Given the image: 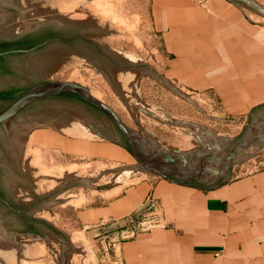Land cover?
<instances>
[{
    "label": "crops",
    "instance_id": "1",
    "mask_svg": "<svg viewBox=\"0 0 264 264\" xmlns=\"http://www.w3.org/2000/svg\"><path fill=\"white\" fill-rule=\"evenodd\" d=\"M252 1L264 10V0ZM246 11L226 0H152L153 30L159 34L164 52L174 56L173 62L163 75L133 61L136 69L122 71L138 70V80L148 74L181 99L186 97V88L211 89L234 115L261 106L251 114L249 127L264 125V117L258 115L264 110V24H252ZM249 12L254 19H264L257 11ZM125 59L123 65L129 61ZM41 128L50 134L37 133L32 146L39 150L113 167L106 173L119 166L120 177L141 172L135 158L109 137H77L61 127ZM138 135L140 150L158 159L155 163L167 165L174 180L190 182L192 189L150 173L133 182L116 178L110 184L98 185L105 187L99 191L106 196L77 213L75 220L83 228L123 220L148 202H154L163 215L161 228L120 242L115 252L109 248V264H264V166L232 179L227 169H203L195 161L198 157L193 152L197 149L186 152L173 147L185 155L184 164L172 148ZM193 137L201 141L198 134ZM260 139L255 144L262 147L264 140ZM167 158L172 161L164 162ZM214 169L216 174L209 173ZM79 173L77 169L68 172L42 195L52 193L70 178H88ZM57 197H52L53 203L58 202Z\"/></svg>",
    "mask_w": 264,
    "mask_h": 264
},
{
    "label": "rangeland",
    "instance_id": "2",
    "mask_svg": "<svg viewBox=\"0 0 264 264\" xmlns=\"http://www.w3.org/2000/svg\"><path fill=\"white\" fill-rule=\"evenodd\" d=\"M151 1L23 0L19 16L13 20L19 25H25L30 21L54 19L72 22L75 29L100 31L99 34L84 33V36L101 45L107 57L115 59L117 64H125L123 59L130 56V61L146 64L154 73L163 75L174 56L164 52L159 34L153 30ZM246 16L251 18L249 20L254 25L264 24V19H254L252 12L246 11ZM77 51L85 52L79 48ZM77 51L65 47L44 51L39 58L49 72L47 78L81 84L95 98L109 106L128 129L151 137L164 148L175 147L186 152L199 150L201 156L195 158V161L203 169L212 166L220 170L227 169V174L233 179L258 171L264 166V146L255 144V140L264 133V125L254 129L249 127L251 114L261 106L234 115L211 89L194 91L186 88L183 91L186 97L181 99L148 74L138 80V70L124 72L113 63L98 64L97 69L86 52L81 55ZM114 52L125 57H119ZM35 59L28 62L30 67ZM138 107L143 110H138ZM59 114L62 118V114H68L69 118L63 124L55 121L54 127L63 128L71 136L94 139L108 137L93 116L69 109H61ZM156 119H162L163 122ZM188 125H192L191 128ZM47 132L38 127L28 135L24 146L25 160L21 159L19 164L27 161L35 173L31 171L22 184H13L10 199L28 205L32 194H45L57 184L58 179L75 169L80 171L77 174L79 176L92 177V187L64 191L57 197L58 202L53 203L51 198L45 208L37 212L36 222L48 223L50 231L64 233L70 248H81V252L68 255L69 264H101L93 256L94 240L89 230H85L75 220L77 213L82 207L97 205L102 196H106L104 192L96 190L98 185L110 184L116 178L123 183L133 182L135 178L147 174L134 172L129 177L124 174L120 177L118 170L122 168L119 166L114 168V172L106 173L113 167L97 162L86 163L67 154L47 152L39 150L36 145L32 146L37 133L47 135ZM193 134H198L201 141L195 140ZM239 150L242 154L238 153ZM229 153L234 155L229 156ZM78 198H82V203L79 204ZM31 236L38 238L32 231L17 232V243L21 245L19 249L24 258L12 264H61L63 248H55V258L46 260L47 249L44 243Z\"/></svg>",
    "mask_w": 264,
    "mask_h": 264
},
{
    "label": "water",
    "instance_id": "3",
    "mask_svg": "<svg viewBox=\"0 0 264 264\" xmlns=\"http://www.w3.org/2000/svg\"><path fill=\"white\" fill-rule=\"evenodd\" d=\"M230 3H233L239 7H242L248 11H257L264 16V10L260 8L258 4H255L252 0H226ZM83 34H99L100 31L94 30H80L76 29ZM79 48L80 43L77 42ZM43 45V44H42ZM40 45V46H42ZM99 45V44H98ZM40 46H36L34 48L28 50H13L8 51L5 53H0V57L3 55L8 54H29L36 51L37 48ZM101 47V52L92 51H85L94 62L95 67L98 69V64H105V63H113L117 66L120 70H134L136 66L130 60L126 62V65L117 64L115 59L107 57L106 51L104 48ZM58 47L51 46L46 48L38 54L34 56H27V57H19L15 59L17 65L21 67V64L27 63L30 60H33L39 57L44 51H54ZM62 93H69L77 96L81 101L84 103L92 106L93 108L97 109L98 111L87 108L82 104H77V111L85 113L87 115L93 116L102 129V131L111 139L116 141V147L123 148L127 152H129L136 160L137 166L143 173H150L165 180H168L173 185L191 188L190 182L184 183V181H177L174 180L175 176H170L171 170L165 164L155 163L154 161H158V159L153 158V156H148L144 152L140 150V142L139 135L134 130L128 129L117 116V114L105 103L95 98L91 92L84 86L76 82L70 81H50L49 83L40 85L35 87L34 89L30 90L29 92L21 95L15 101L10 103L8 106L0 110V124L4 123L11 117H13L16 113H18L22 108L26 105L30 104L33 101L43 99L49 96L58 95ZM260 117H264V110L260 111L258 114ZM61 117V116H60ZM57 118V116H54ZM54 128V127H53ZM55 129V128H54ZM120 138H117L118 135ZM264 140V134L261 136L260 141ZM257 142V141H256ZM216 149L219 150V145L216 144ZM174 154H176L181 162L184 164L186 163L185 155L181 153L178 149L172 150ZM240 154L242 151L239 150ZM194 156L199 157V150L197 152H193ZM234 154L229 153V156ZM247 156V155H246ZM212 160V159H211ZM172 161L171 158H167L164 160ZM210 160H207L209 162ZM4 165L2 161L0 162V189L3 190L2 187L6 186L9 188L10 193H6V196L9 198V201L17 209L19 212L15 213L4 206L0 205V264H12L13 261L19 263V258H24L23 253L20 251L18 243H17V232L18 231H32L45 245L47 252H46V260L54 259L55 258V248H63L64 249V257L61 261V264H69V257L68 255L71 253H79L81 252L80 249H72L69 246V242L65 239L64 233L50 231L48 223H39L36 222L37 212L44 209L48 202L54 196L62 195V191L64 188H77V187H92V177L91 178H70L64 183H62L55 191L50 193L49 195H40L46 196L43 199H34L30 198L29 204H19L10 199L12 186L13 184L20 185L25 182V177L23 179H17L15 176L5 173ZM209 173L216 174L217 169L210 170ZM22 181V182H21ZM97 190H104L105 187L99 186L96 188ZM39 196V197H40ZM146 210V207H139L134 212H132L129 216L127 221H130L135 226L137 223L141 222V219H147L151 217L142 216L143 212ZM156 217L160 215H155ZM85 230H89L90 235L94 240L93 244V252L96 258L99 259L101 264H108L106 255L108 257V253L105 252V241L110 240L109 238H105L103 243L102 241L96 242L97 239L105 236L106 234H100L98 237H94L95 231L100 233L98 230H93L92 226H86ZM94 232V233H93ZM34 239L39 240L31 236ZM100 246V247H98ZM45 260V261H46Z\"/></svg>",
    "mask_w": 264,
    "mask_h": 264
},
{
    "label": "flooded vegetation",
    "instance_id": "4",
    "mask_svg": "<svg viewBox=\"0 0 264 264\" xmlns=\"http://www.w3.org/2000/svg\"><path fill=\"white\" fill-rule=\"evenodd\" d=\"M22 3L23 0H0V53L28 50L43 45L29 54H8L0 57V110L35 87L55 81L51 77L47 78L49 72L43 66L41 57H37L31 67L27 63L20 67L15 62L16 58L34 56L51 46L77 51V42L80 43L79 49L83 51L87 52L91 49L93 52H101V47L93 40L83 36L81 32L76 31L72 22L41 19L30 21L25 25L17 24L13 19L19 16V8ZM77 52L85 55V52ZM68 94L62 93L33 101L0 124V162L2 161L4 165L3 169L6 175L8 173L9 176L13 175L20 180L31 173L27 161L19 164L21 159L25 160L23 159L24 146L28 135L38 127L46 126L52 129L56 124L55 121L63 124L69 116L62 114L64 118L60 117L61 109L76 110L77 104H82L98 111ZM39 123L40 125H37ZM117 138L120 136L118 135ZM2 189V191L0 189V205L18 213L19 211L14 208L6 196V193H10L9 188L3 186ZM45 197H39L36 193L32 194L34 199Z\"/></svg>",
    "mask_w": 264,
    "mask_h": 264
},
{
    "label": "built area",
    "instance_id": "5",
    "mask_svg": "<svg viewBox=\"0 0 264 264\" xmlns=\"http://www.w3.org/2000/svg\"><path fill=\"white\" fill-rule=\"evenodd\" d=\"M146 207V210L143 212V217L151 215L147 219H141L140 223H137L135 226L130 221H127L128 216L120 221L113 222L112 224L103 223L99 227L92 226V229L98 230L100 233L95 231L94 237H98L100 234H106L105 236L96 240V242L104 241L105 238H109L110 240H106L105 243V252L108 253L107 262L109 264V248L116 251L120 242L132 239L136 234L148 232L149 230L161 228L163 226V215L160 210L157 208L154 202H148L142 204L140 207ZM155 215H160L155 216ZM94 233V232H93ZM100 247V246H98Z\"/></svg>",
    "mask_w": 264,
    "mask_h": 264
},
{
    "label": "bare ground",
    "instance_id": "6",
    "mask_svg": "<svg viewBox=\"0 0 264 264\" xmlns=\"http://www.w3.org/2000/svg\"><path fill=\"white\" fill-rule=\"evenodd\" d=\"M115 53V52H114ZM116 54V53H115ZM116 55H118V54H116ZM119 57H122L123 55H118ZM123 57H125V56H123ZM126 58H128V59H131L130 58V56L129 57H126ZM19 246H21V245H19Z\"/></svg>",
    "mask_w": 264,
    "mask_h": 264
},
{
    "label": "trees",
    "instance_id": "7",
    "mask_svg": "<svg viewBox=\"0 0 264 264\" xmlns=\"http://www.w3.org/2000/svg\"><path fill=\"white\" fill-rule=\"evenodd\" d=\"M69 96H71V97H74V98H76V99H79L77 96H75V95H73V94H68Z\"/></svg>",
    "mask_w": 264,
    "mask_h": 264
}]
</instances>
